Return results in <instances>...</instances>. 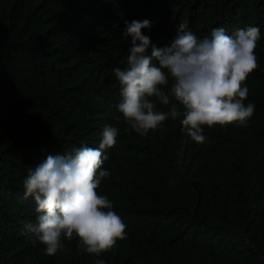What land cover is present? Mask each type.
Segmentation results:
<instances>
[{
	"label": "trees",
	"instance_id": "trees-1",
	"mask_svg": "<svg viewBox=\"0 0 264 264\" xmlns=\"http://www.w3.org/2000/svg\"><path fill=\"white\" fill-rule=\"evenodd\" d=\"M151 22V45L170 46L180 23L198 39L260 29L248 77L247 126L204 128L197 144L180 120L142 137L118 112L114 69L127 67L126 23ZM151 53V46L148 54ZM159 110L167 106L157 104ZM106 149L98 194L114 203L127 238L100 257L64 240L45 255L26 233L36 223L23 181L49 155ZM264 264V0H0V264Z\"/></svg>",
	"mask_w": 264,
	"mask_h": 264
},
{
	"label": "clouds",
	"instance_id": "clouds-1",
	"mask_svg": "<svg viewBox=\"0 0 264 264\" xmlns=\"http://www.w3.org/2000/svg\"><path fill=\"white\" fill-rule=\"evenodd\" d=\"M150 28L149 20L125 25L124 35L130 38L127 67L114 69L121 96L117 119L146 137L163 130L169 118L183 117V131L197 144L207 141L205 127L247 126L255 104L245 103L249 89L244 85L259 67L255 52L260 29L248 25L229 35L218 27L198 39L185 22L178 25L170 46L158 48L143 34ZM157 104L168 110H159ZM118 135V128L106 126L98 148L49 155L28 171L24 195L34 201L37 219L25 231L44 247L45 255L66 250L64 240L75 237L78 248L96 258L127 238V225L113 211V201L97 192L110 176L102 170L104 152L115 146ZM94 264L105 260L94 259Z\"/></svg>",
	"mask_w": 264,
	"mask_h": 264
}]
</instances>
